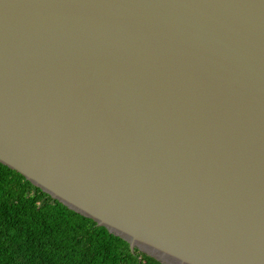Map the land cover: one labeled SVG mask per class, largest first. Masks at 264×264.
Wrapping results in <instances>:
<instances>
[{"label": "water", "instance_id": "95a60500", "mask_svg": "<svg viewBox=\"0 0 264 264\" xmlns=\"http://www.w3.org/2000/svg\"><path fill=\"white\" fill-rule=\"evenodd\" d=\"M0 161L163 264H264V0H0Z\"/></svg>", "mask_w": 264, "mask_h": 264}, {"label": "trees", "instance_id": "16d2710c", "mask_svg": "<svg viewBox=\"0 0 264 264\" xmlns=\"http://www.w3.org/2000/svg\"><path fill=\"white\" fill-rule=\"evenodd\" d=\"M0 264H163L0 161Z\"/></svg>", "mask_w": 264, "mask_h": 264}]
</instances>
